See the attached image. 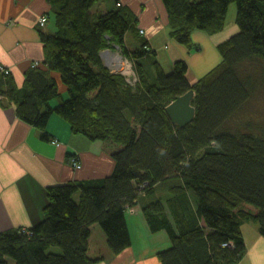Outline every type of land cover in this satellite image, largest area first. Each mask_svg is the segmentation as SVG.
I'll list each match as a JSON object with an SVG mask.
<instances>
[{
    "label": "trees",
    "instance_id": "obj_1",
    "mask_svg": "<svg viewBox=\"0 0 264 264\" xmlns=\"http://www.w3.org/2000/svg\"><path fill=\"white\" fill-rule=\"evenodd\" d=\"M99 1L46 0L56 26L42 35L46 69H28L20 88L0 74V94L42 140L57 117L98 142L114 171L49 187L39 224L0 235V264H97L88 256L95 224L117 256L131 246L126 214L135 208L169 241L159 264L238 263L243 224L255 223L264 238V0H162L172 37L188 47L194 31L221 32L235 4L237 32L195 83L183 60L166 74L140 32L139 47L128 50L135 19L120 3L92 13ZM109 44L134 62V81L104 66ZM190 90L195 118L178 128L165 108Z\"/></svg>",
    "mask_w": 264,
    "mask_h": 264
},
{
    "label": "crops",
    "instance_id": "obj_2",
    "mask_svg": "<svg viewBox=\"0 0 264 264\" xmlns=\"http://www.w3.org/2000/svg\"><path fill=\"white\" fill-rule=\"evenodd\" d=\"M117 3L135 19L134 32H129L133 42L143 31L140 37L158 57L168 46L172 48L168 54L172 60L184 56L190 58L188 49L192 48L179 45L171 35L172 28L162 0H101L94 5L99 10L93 12V7L91 11L104 13L117 8ZM228 15L230 20L235 18L233 4L229 6ZM41 17L47 18L43 27L39 25ZM54 28L52 8L46 0H0V67L10 72L18 88L22 87L28 69H46L42 35L55 33ZM215 35L200 31L191 34L193 46L197 48L193 57L199 56L192 61L191 68L198 78L221 61L217 46L223 40L215 39ZM207 50L213 52V59L206 57ZM53 76L58 80L56 74ZM189 81L195 83L197 80L189 78ZM0 89L5 90L2 82ZM46 133L49 141L42 140V131L21 121L15 106L0 94V235L29 230L39 224L48 203L49 187L102 179L114 171L115 162L100 149L98 142L71 134L69 126L57 117H52ZM73 156L77 157L80 170L70 166L69 159ZM126 221L131 236L128 249L117 256L112 255L103 232L95 224L91 227L88 256L100 258L97 264H159L157 254L169 246L166 235L152 234L139 208L126 214ZM248 224L241 227L246 252L236 264H264V238L256 228H251L254 236L247 240L244 227Z\"/></svg>",
    "mask_w": 264,
    "mask_h": 264
},
{
    "label": "rangeland",
    "instance_id": "obj_3",
    "mask_svg": "<svg viewBox=\"0 0 264 264\" xmlns=\"http://www.w3.org/2000/svg\"><path fill=\"white\" fill-rule=\"evenodd\" d=\"M102 2H103V0H102ZM232 5V4H231ZM233 6H235V4H233ZM99 9H98V7H94L93 8V12H96V11H98ZM227 15H228V13H227ZM225 27V29H223V31L222 32H220V33H216V35H215V39H217V40H223V41H225V40H227L231 35H234L236 32H237V28H236V26H235V18H232L231 20L229 19V15L228 16H226V21H225V25H224ZM236 28V29H235ZM54 30H55V28H54ZM143 32V31H142ZM143 34V33H142ZM190 37H192V36H190ZM132 35L130 34V33H128L127 35H126V38H125V46H129L127 49L129 50V49H136V48H138L139 47V41H138V38H136L135 39V41L133 42L132 40ZM191 39V38H190ZM130 42H132V44L130 43ZM177 42V41H176ZM179 44V43H178ZM179 45H181V44H179ZM191 48L192 49H188V53L190 54V58H187V57H183L182 59H175V60H172V57H169V53H171L172 52V48H170V47H168V46H166V50H164V52L163 53H160L159 54V57L157 56V57H155L154 56V58H157V60L160 62V64H161V66H162V68H163V71L166 73V74H169V73H171L173 70V66H174V63L176 62V61H178V60H183V61H185L186 63H187V65L189 64V71L187 72V77H188V79L190 78V79H193V78H195L196 80H198V79H200V78H198L196 75H195V73L192 71V68H191V63H192V61H194L195 59H197V58H199V56H196V57H193V55H195V54H193L194 53V51H195V49L194 48H196V47H194L193 46V42H192V39H191ZM184 47V46H183ZM184 48H186V47H184ZM187 49V48H186ZM203 51H204V49H203ZM106 52H110L111 54H114V55H118V56H120L121 58H122V64H123V68H121V69H119V68H117V66H113L112 64H109V62H107L108 60L105 58V53ZM212 53L213 52H210L209 50H207L206 51V53H205V55H206V57L208 58H211V59H213V55H212ZM193 57V58H192ZM160 58H161V60L163 61V63L161 62V60H160ZM101 59H102V61H103V64H104V66L107 68V69H109L110 71H112V73H119V74H121L122 76H124L125 78H131L132 80H133V75H134V62L133 61H131V59H129V58H127V57H125L123 54H122V52L119 50V48L118 47H113V45H111V44H109L108 46H107V48L101 53ZM212 67H215V66H212ZM191 68V69H190ZM212 69V68H211ZM207 71H209V70H207ZM134 81V80H133ZM72 167V166H71ZM73 168V167H72ZM81 169V168H80ZM80 169H78V170H80ZM250 224H248V225H246L245 227H244V237H246V239L247 240H249V239H251V237L252 236H254V234H253V231H252V229L251 228H256L257 229V225L255 224V223H253V222H249ZM22 231H26L25 229H21ZM256 234H258L256 231H254ZM259 236V235H258ZM52 251H54V252H57V250L56 249H52Z\"/></svg>",
    "mask_w": 264,
    "mask_h": 264
},
{
    "label": "water",
    "instance_id": "obj_4",
    "mask_svg": "<svg viewBox=\"0 0 264 264\" xmlns=\"http://www.w3.org/2000/svg\"><path fill=\"white\" fill-rule=\"evenodd\" d=\"M193 97L194 91L190 90L177 97L165 108L168 118L178 128L191 124L195 118V109L191 104Z\"/></svg>",
    "mask_w": 264,
    "mask_h": 264
},
{
    "label": "built area",
    "instance_id": "obj_5",
    "mask_svg": "<svg viewBox=\"0 0 264 264\" xmlns=\"http://www.w3.org/2000/svg\"><path fill=\"white\" fill-rule=\"evenodd\" d=\"M46 22H47V18L46 17H41L40 20H39V25L43 27L46 24ZM142 33L143 32L140 31V34H142ZM120 64H121V66L119 67V69L123 68V64L122 63H120ZM0 73L2 75H5V76L10 74V72L8 70H6L4 68H1V67H0ZM69 164H70V166H72L74 168V170H78V169L81 168V165L79 164V161H78L77 157H75V156L70 157Z\"/></svg>",
    "mask_w": 264,
    "mask_h": 264
},
{
    "label": "bare ground",
    "instance_id": "obj_6",
    "mask_svg": "<svg viewBox=\"0 0 264 264\" xmlns=\"http://www.w3.org/2000/svg\"><path fill=\"white\" fill-rule=\"evenodd\" d=\"M105 58L108 60L109 64H112L113 66H117L119 68L121 66V57L118 55L111 54L110 52L105 53Z\"/></svg>",
    "mask_w": 264,
    "mask_h": 264
}]
</instances>
